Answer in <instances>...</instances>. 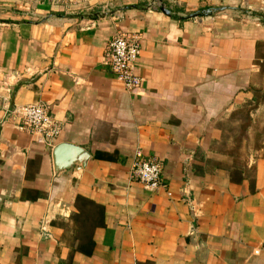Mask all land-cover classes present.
Instances as JSON below:
<instances>
[{
  "label": "crops",
  "instance_id": "crops-1",
  "mask_svg": "<svg viewBox=\"0 0 264 264\" xmlns=\"http://www.w3.org/2000/svg\"><path fill=\"white\" fill-rule=\"evenodd\" d=\"M256 15L264 0H0V264H264ZM121 32L140 42L133 93L105 64ZM32 104L54 144L19 130ZM61 144L87 165L57 172ZM139 152L165 187L131 179Z\"/></svg>",
  "mask_w": 264,
  "mask_h": 264
},
{
  "label": "built area",
  "instance_id": "built-area-1",
  "mask_svg": "<svg viewBox=\"0 0 264 264\" xmlns=\"http://www.w3.org/2000/svg\"><path fill=\"white\" fill-rule=\"evenodd\" d=\"M85 0H59L65 6H74ZM141 55L139 39L135 36L119 33L108 45L105 64L110 68L117 81L128 93L139 89L143 80L136 74V64ZM21 120L18 128L22 133L33 136L37 141L54 144L61 134V127L51 117L49 110L41 105H29L17 111ZM164 164L158 158L145 157L141 152L135 156L131 169V179L142 184L145 189L155 192L165 187ZM42 236L51 239L49 223L41 225Z\"/></svg>",
  "mask_w": 264,
  "mask_h": 264
},
{
  "label": "water",
  "instance_id": "water-1",
  "mask_svg": "<svg viewBox=\"0 0 264 264\" xmlns=\"http://www.w3.org/2000/svg\"><path fill=\"white\" fill-rule=\"evenodd\" d=\"M225 10V9H222ZM163 12H166L164 9ZM212 14V12H210ZM209 13V14H210ZM112 13L95 14V17H107ZM257 20L264 21V16L256 15ZM52 156L57 172H70L83 169L90 159V155L82 148L72 144H61L52 150Z\"/></svg>",
  "mask_w": 264,
  "mask_h": 264
},
{
  "label": "rangeland",
  "instance_id": "rangeland-1",
  "mask_svg": "<svg viewBox=\"0 0 264 264\" xmlns=\"http://www.w3.org/2000/svg\"><path fill=\"white\" fill-rule=\"evenodd\" d=\"M238 16H239V17H242V16H244V14H243V13H242V14H241V13H239V14H238Z\"/></svg>",
  "mask_w": 264,
  "mask_h": 264
}]
</instances>
